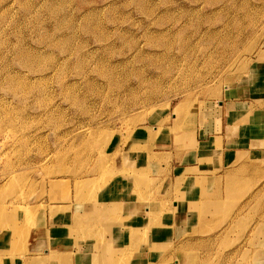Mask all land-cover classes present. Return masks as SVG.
<instances>
[{
    "label": "rangeland",
    "instance_id": "rangeland-1",
    "mask_svg": "<svg viewBox=\"0 0 264 264\" xmlns=\"http://www.w3.org/2000/svg\"><path fill=\"white\" fill-rule=\"evenodd\" d=\"M256 80L264 0H0V254L46 252L34 247L44 221L66 209L87 217L90 264H132L165 204L143 153L162 127L185 147L225 88ZM141 124L149 139L129 146ZM253 161L225 180L206 239L185 246L198 264H250L264 250V160ZM56 248L39 264H70Z\"/></svg>",
    "mask_w": 264,
    "mask_h": 264
},
{
    "label": "crops",
    "instance_id": "crops-1",
    "mask_svg": "<svg viewBox=\"0 0 264 264\" xmlns=\"http://www.w3.org/2000/svg\"><path fill=\"white\" fill-rule=\"evenodd\" d=\"M257 81L225 88L218 112L201 123L198 121L185 147L168 141L164 135L167 128L162 127L161 135L153 140L149 152L143 153L144 165L153 164L158 170L156 176L153 175L157 180L154 189L157 199L154 198L165 204L162 213L155 204L154 212L159 213L154 220L156 223L137 244L132 264H198L188 257L185 246L197 239H206L204 227L210 224L211 204L221 199L219 194L223 192L225 180L237 172L243 161L254 160L255 164H260L264 160V83ZM147 125L150 124H141L132 130L129 146L149 139ZM102 203L110 205L101 201V206ZM122 209L118 212L124 214L125 209ZM86 218L66 209L49 213L44 221V244L34 245L36 250L47 251L31 255L0 254V264H39V259L47 256L53 246L58 248L57 252L68 255L70 264H90L89 253L94 251L95 237L93 233H82V221ZM112 225L118 232L125 229L116 222ZM71 228L75 232L70 237ZM122 232L116 239L119 245L126 243ZM197 235L200 237L194 239ZM53 258L56 264H63L59 257ZM49 261L44 260L43 264H50ZM250 264H264V250Z\"/></svg>",
    "mask_w": 264,
    "mask_h": 264
},
{
    "label": "bare ground",
    "instance_id": "bare-ground-1",
    "mask_svg": "<svg viewBox=\"0 0 264 264\" xmlns=\"http://www.w3.org/2000/svg\"><path fill=\"white\" fill-rule=\"evenodd\" d=\"M104 184V183H103ZM113 191V190H112ZM126 202H128V201H126ZM124 231H126V234H127V232H128V229L127 228H125V230ZM129 235V234H128ZM112 241L113 242H115V239H112ZM113 242H107V244L109 245V246H111V245H114V243ZM104 252H107V250H104ZM46 254V253H45ZM48 254V253H47ZM47 258L49 257V255H47L46 256Z\"/></svg>",
    "mask_w": 264,
    "mask_h": 264
}]
</instances>
